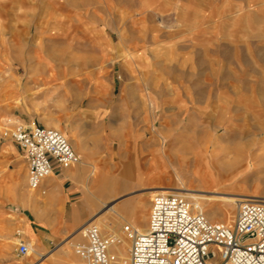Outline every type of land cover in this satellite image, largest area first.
<instances>
[{"label":"rangeland","instance_id":"obj_1","mask_svg":"<svg viewBox=\"0 0 264 264\" xmlns=\"http://www.w3.org/2000/svg\"><path fill=\"white\" fill-rule=\"evenodd\" d=\"M30 118L61 132L83 171L64 190L46 178L53 233L39 250L27 228L46 189L28 188L0 139V264H83L73 246L89 223L118 233L124 256L122 225L143 230L159 191L264 198V0H0V121ZM197 152L217 179L192 177ZM186 197L232 225L235 202Z\"/></svg>","mask_w":264,"mask_h":264},{"label":"built area","instance_id":"obj_2","mask_svg":"<svg viewBox=\"0 0 264 264\" xmlns=\"http://www.w3.org/2000/svg\"><path fill=\"white\" fill-rule=\"evenodd\" d=\"M0 139L20 152L31 190L39 189L55 170L81 162L61 132L34 121H0ZM120 234L129 244L124 256L112 249L119 234H103L91 223L81 230L83 240L73 246V252L83 264H264V202L238 201L229 227L209 221L198 202L160 192L150 200L146 227L139 230L123 224ZM17 253H29L25 241L18 240Z\"/></svg>","mask_w":264,"mask_h":264},{"label":"crops","instance_id":"obj_3","mask_svg":"<svg viewBox=\"0 0 264 264\" xmlns=\"http://www.w3.org/2000/svg\"><path fill=\"white\" fill-rule=\"evenodd\" d=\"M43 58H46V56H44ZM20 119H21V117H20ZM29 120H31V118L27 119V121H25V119H22L21 121L23 123H27V122H29ZM76 149H77V151H80L81 154L84 157L85 156L89 157V154H90L89 152H84L80 148H76ZM196 155H200L202 157V159H203L202 154L197 152V153L194 154V161H195ZM80 165H81V163H79L75 167V169H73V170H71L70 168L61 169V170H55V172L52 174V176L58 177V179L60 181V186L63 189L65 183H67V182L74 183V182H76L78 180L77 176L79 175V172L83 171ZM221 168H222L221 170L228 169L225 166H222ZM120 174H119L118 177L115 178L116 182H117V179H118L119 182H121L122 180L126 181L127 180V175L123 176V175H120ZM195 180L201 182V180H199V179H195ZM41 186L45 187V189H46V190L43 191V193L47 192L46 198L44 199L45 200V205H44V215H45V217L42 218V221H39V224H37L38 227L35 228L36 233H34V231L32 230L31 226H28L27 229H28L29 233H32V234L36 235L37 239L40 241L39 244H38V248L37 249H39V250H47L49 248V246L51 245V242L49 241V236L53 233V231L51 229L50 230L47 229V226L50 225V223H51V220H50L51 216L48 213H50L51 207L53 206V199H54V196H55L54 180L53 179H49V180L45 179V180L42 181V185ZM121 201L122 200H119V201L116 202V204H120L121 208L124 207V206L125 207L126 206H130L132 204L131 200H127L126 202H121ZM64 203H65V198H64ZM55 220L58 222V217H56ZM70 221H71L70 222L71 227H78V226H80L82 224V221L78 222L76 220V217H72L70 219ZM146 224H147V222H146ZM146 224L144 225L143 228L146 227ZM57 225L58 224L56 223L55 226H57Z\"/></svg>","mask_w":264,"mask_h":264},{"label":"bare ground","instance_id":"obj_4","mask_svg":"<svg viewBox=\"0 0 264 264\" xmlns=\"http://www.w3.org/2000/svg\"><path fill=\"white\" fill-rule=\"evenodd\" d=\"M191 175H192V177L194 179H199L201 181H203L205 179V177H209V178H211V180L212 179L215 180L218 177L217 173L212 168L208 169L206 167V164L203 163L202 157L200 155H196V157H195V163H194L193 168L191 170ZM32 190H38V189H32ZM160 192H171V191L163 190V191H159V193ZM173 193H177L178 194V192H173ZM183 193L185 194V192H183ZM180 195H182V194H180ZM185 195L188 196V197H191L193 199H196L198 197V196H193V195H191L189 193H187ZM199 197L204 198V199L214 200V201L222 200V201H224V203L225 202H232V203L235 202L236 204H237V201H240V200H243V199H248V198H245V197L240 199V198H237L236 196H234V197L233 196H222L220 194L210 195V196L201 194V195H199ZM249 198L257 199V200H260V201L264 202V198H256V197H249ZM105 207H106V205H105ZM104 209H108V208H104ZM109 209H111V207H109Z\"/></svg>","mask_w":264,"mask_h":264}]
</instances>
